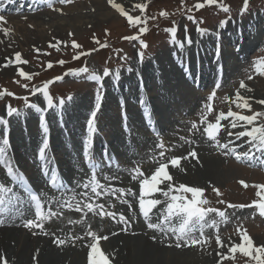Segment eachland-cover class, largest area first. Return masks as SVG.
<instances>
[{
	"label": "bare ground",
	"instance_id": "obj_1",
	"mask_svg": "<svg viewBox=\"0 0 264 264\" xmlns=\"http://www.w3.org/2000/svg\"><path fill=\"white\" fill-rule=\"evenodd\" d=\"M31 1L15 0V3L21 2L23 10L25 11L34 10L35 7L39 9L45 6L43 0ZM134 1L139 3L140 0H115L116 3L121 4L126 9L132 7L133 4H135ZM131 3L133 4L131 5ZM71 4H74V2ZM64 5L67 4H60L59 0L54 3V7L57 9L59 6ZM60 9L63 14H61V12H58L57 14L55 13L56 15L43 13L42 15L45 14V17H41L36 13L37 16L34 17L38 18L37 21L30 20L29 22L32 26L22 25V17H20V15L15 16L14 18H8V16H5L8 24L14 27L12 32L13 36H4L3 33L0 32V40L4 41V43H0V53H10V56L12 55V59L14 60V53L20 52L24 59L27 53H29L35 45L46 44L52 39H58L65 34L67 36L68 33L73 31L75 33L85 31V29L93 27L95 24L111 22L115 19L113 13L117 12L108 4V0H92L86 5ZM5 10H7V7ZM17 11H21L18 5L13 12ZM26 19L31 18L24 17V20ZM6 24L0 25V27H7ZM216 35L219 36L220 34ZM253 35L254 34L250 33L251 38ZM184 37L181 39L184 42V47L181 48L179 45H176L168 51V54L166 53L167 55H161V60L156 57L158 62L155 66L148 63L145 67H141L140 72H138L136 69L138 63L135 62L129 67L132 69L130 72L128 71V73L119 76L122 85V92L120 93L125 95L127 100L134 99L135 101L139 98L138 95L140 93L142 97L151 100V103L148 104H151L153 107L157 106L156 101L161 103V115H159L158 119L159 122H153L154 119L152 117L149 120L147 115V121L145 120V122L149 123V126L156 125L157 130L154 126L155 135L151 132H147V127L146 130L140 127L134 119V112L139 111L138 116L141 115L140 112L146 113L145 109H142L143 106H135L128 102L126 110H122L124 112L120 111L119 103H117V107L114 105L109 106L107 96L112 88L108 85L109 92L107 94L106 85L110 84L109 82L113 83L115 78L113 81H107L103 78V100L96 119V127L98 129L95 134L98 140L97 145L100 146L101 143H103L105 147L107 146L106 149L108 155L120 157V165L117 169L112 168L109 172L103 171L96 173L101 182H107L105 188L115 189L120 183L122 186H126V190L130 189L132 192L136 193L135 188L137 182L135 181L134 186L130 183V179H132L133 175V172H130L132 167L134 168L135 165H139L141 170L149 172L154 166L153 159L168 161V159L171 160L173 157H182L184 156V153L189 154L191 151H195L197 157L193 158L189 156L188 159L180 161L179 167H173L170 165V168L167 169L173 177L170 182L172 185L178 187L180 184H184L190 187H201L203 184L207 185L209 180H212V182L224 181L233 176L232 172L226 169L224 161H228V158L233 157L230 150L231 147L241 144L242 141L235 140V137H227L222 131L218 137L220 142L225 143L227 140L232 139L235 140V144L231 145L229 150L218 149L214 146L213 142L207 138L206 134L202 135L201 131L192 129V123L194 122L201 129L204 126L200 124L201 114L205 111L204 107L199 108L201 102L206 100V97L210 96L213 91L216 92V96H218V94L216 90H212V92L208 94L205 92H203L205 94H202L200 91H196L188 85L189 78H193L194 74H197L200 70L202 87L205 88V86L209 85L213 80L219 79L217 68L219 69L220 67H218V63L220 65H225L226 61L223 57L220 56L217 58L216 55L213 56V54L209 52L211 46L206 39H198L196 36H193L191 37L192 43L189 45L186 40H184ZM233 38H235V36H233ZM247 39L250 40L249 37L244 40L246 41ZM255 40L256 39H252L251 41L254 43ZM231 41L233 42L232 39ZM235 42L240 46V40ZM240 48L243 51L245 49L242 45ZM230 52L234 53L232 50H230ZM242 52L241 55H244ZM195 53L199 54L195 55ZM2 54L0 55V65H3L6 62L1 60ZM165 63L167 64L165 65ZM14 69L15 67L13 68V66L10 65L6 71H13ZM184 78L186 81L183 80ZM258 88L256 91L253 90L252 92L240 89L241 95L251 98L249 101L253 110L250 112L251 115L253 112H257L261 106V104L256 103V101L264 100V84L259 85ZM126 89H128V92ZM143 100L145 102V98H143ZM218 100H220V97H218ZM38 103H41L40 99ZM39 106L44 109L43 117L47 121L49 132H52L50 147L46 154L49 159L50 155L54 154L59 163L58 169L61 171L62 179L66 185H74L75 191L78 192L80 188H84V184H89V181L86 180L85 169L81 164V158L79 157L80 149L84 145V141H82L80 147V141L87 137V133L86 130L81 133L79 130L76 132L75 128L84 125L86 129V121H88L90 113L85 117L82 113H79L78 108L75 106H60L58 108L54 107L50 109H48L46 104L45 106H42L41 104ZM235 111L250 114L247 113V110L237 109ZM150 112H152V110H150ZM121 114L123 117L125 114L129 116V122L127 124L120 121L122 120L120 119ZM216 115L215 112L210 113L208 120L214 123V117ZM38 117L40 118V122L39 120H36ZM5 118L8 120V124L6 126L0 125V129L3 131L4 129L9 130V135L7 136L10 139L11 147L8 151L12 152L18 163L23 166L25 170L32 172L33 166L30 162L33 160V157L31 156V153L36 147L41 146L43 139V137H39L42 136L43 132L41 128V114L32 109L24 115H14L11 117L5 116ZM57 120H62L64 124L62 127L66 128V130L73 135L72 139L68 141L62 134L58 137L54 134V132L65 133L58 126ZM221 123L227 125L229 121L225 120L221 121ZM25 129L26 133L30 132L32 135L33 144L31 146L20 143L21 140H26L25 135H23V130ZM242 130V128H237L232 131L238 132ZM101 131L104 135L100 133ZM0 136H3L1 130ZM181 137L184 139H181ZM185 139L190 141V143L185 142ZM246 139L247 138H245V140ZM62 140H65V143L62 142ZM148 140L155 142L156 146L152 147L148 145V142H146ZM161 141H163L165 146L162 150L165 152L163 157L160 156L161 151L158 150V145ZM247 147L248 145L246 144L243 148L236 147V151L240 152ZM226 151L228 154L225 155L224 153ZM73 153L76 154L77 160L71 159ZM149 157L151 160L147 163ZM241 160L258 163L261 160H264V155L256 152L253 159ZM232 165L234 164L231 163L230 166L232 167ZM124 168L128 170H125ZM220 169L224 172L221 173ZM119 170H125L127 173V184H125V181L120 178ZM105 177H108L109 179H105ZM0 182L4 181L0 179ZM167 183L169 182L166 181L161 183L158 187L163 189V185H166ZM90 188L91 186L85 189L90 190ZM68 193L69 192L65 191L63 198L56 201L54 204L56 210L63 212V217L58 218L60 222L51 225L50 223L47 224L48 226L50 225L51 230L55 231V229L58 228L63 229L65 235H68L69 233H85L88 230V225L92 224V231H102L100 227H104L107 232L105 234H111L113 232V230L107 229L109 218L105 217L104 219H101L100 216L93 215L92 213H89V216H87L82 223L69 224V220H77L83 215L74 210H70L66 205L61 208V204L68 202L66 200ZM90 197H92V199L87 200L93 202V204L103 203L106 210L116 212L117 214L123 213L126 217L130 216L128 215L129 213L127 210L128 205L121 203L116 196L103 194L102 190V198L94 197L92 195ZM131 197L132 196L127 195L122 196L121 199L131 202ZM134 198L136 199L137 197ZM81 200L82 199L80 198L74 200V205L79 202L81 207H83L84 204ZM29 208L30 207L25 200H15V202L10 204L8 210L9 227L0 230V254H4L10 264H88V257L83 256V252L78 251V245H76V247L65 246L57 248L56 245L53 246V238L50 240L43 238L40 242L37 237L33 238L30 233L23 230L20 221L29 217ZM99 219L102 221H93ZM122 226L123 225L119 223L116 225L114 224V227L116 228ZM133 227H135V225H133ZM117 230L118 229H116V231ZM56 234L58 235L59 233ZM32 239L35 242H38L36 247L35 242L32 241ZM6 241L10 244L15 242L16 246L12 244L11 245L15 247H12L10 244L7 245ZM119 243H121V245ZM98 246H100V244ZM102 248V251L109 255L111 264L112 262L113 264H197L193 260L194 258L174 255L171 252L169 253L168 250L166 252L161 246L152 244L148 237L144 236L133 238L121 234L118 237L110 239ZM123 251H127V259L120 262L122 255L121 252ZM37 252L38 255L34 260V254Z\"/></svg>",
	"mask_w": 264,
	"mask_h": 264
},
{
	"label": "snow or ice",
	"instance_id": "obj_2",
	"mask_svg": "<svg viewBox=\"0 0 264 264\" xmlns=\"http://www.w3.org/2000/svg\"><path fill=\"white\" fill-rule=\"evenodd\" d=\"M55 0H47V4L49 8H52L53 11H59L62 13L61 9H57L54 7ZM73 0H59L60 4H71ZM15 3V0H0V13L4 12V6L7 4ZM108 4L115 9L121 16L125 17L127 23L130 27L138 28V32L134 35L125 36L123 39L127 41H139L142 48H147V44L140 40V36L147 32V27L142 26L146 25L149 19H156L155 16H144L143 14L146 12L147 3H135L133 4L134 9H138L141 13L140 16H133L125 8L116 3L115 0H108ZM206 6H216L220 11L224 12L225 14L230 13L231 7L226 5L223 0H197L196 3L192 5V7H187L185 0H181V9H183L182 14L186 16L188 21L197 25L196 31L199 32L201 35H205L207 33V29L199 27L200 24L203 23L202 20H197L196 17L192 14L194 10L199 11L204 9ZM250 7V0H243V4L240 10V14H246L249 11ZM169 13L167 11H161L160 16L164 18L169 17ZM7 21L5 16L0 14V25L6 24ZM175 23V22H174ZM222 24H227L228 20H224L221 22ZM106 34L107 33V30ZM169 32L172 43L178 44L181 48L184 47V42L181 39L177 38V27H171L166 29ZM0 32L3 33L4 36H9L12 34L11 30L6 27H0ZM185 37L187 44H191L192 40L190 36H187V28H185ZM70 35H73L70 33ZM3 40H0V43H3ZM62 42H57V44H50L49 47L56 48L59 51L58 44ZM95 43L99 44L101 47H107L106 44H101V42L97 39ZM72 47L74 49H80L82 46L77 43L76 41H72ZM35 51L39 52V49H35ZM96 51V49H92L89 52H77L74 56V60H79L81 56H88L91 55L92 52ZM46 55H50V53H45ZM141 60L143 59V52L140 54ZM6 62L0 67L7 68L10 65H27L29 63L28 60L22 58V54L20 52L14 53V60L11 58H5ZM57 63L63 66L67 63L64 60L57 61ZM53 67L52 62L47 63V68L51 69ZM254 67L257 75L264 76V58L258 59L254 62ZM132 69L129 68L128 71L130 72ZM82 74H87L88 79L96 82L100 85V88L97 90L96 97H95V109L91 112L90 117L87 121V139L84 141L83 145V155L88 161L91 168L95 169L96 164L93 163V148H94V137L97 133L98 129L96 127V119L97 113L99 112L101 105H102V88H103V78L112 75L110 69H104L101 74H97L95 71H90L89 68L85 65L83 67H79L76 69H69L67 72L63 74V76H79ZM17 75L24 80L31 81L34 76L39 75V73H29L25 71L23 68H19L17 70ZM63 76H57L51 81H46L43 83L41 87H33L30 89L33 95L37 93H42L44 99L47 102V106L49 108L57 107V103L54 102L52 95L49 92V85L54 83L55 81H62ZM117 79H119L120 73L117 71L115 73ZM248 80L254 79L253 75L247 76ZM15 83L19 84V81H14ZM25 89H28V84L22 85ZM220 87L219 84L216 85L218 89ZM240 89H244L248 92H252L253 89L248 87L245 82L242 80L239 84V89L234 94V99H231V103L235 105L237 109L247 110L248 112H252V107L250 104V97H245L241 95ZM5 96H10L19 99L20 97H16L15 93L4 89L0 91V99H3ZM216 96V92L213 91L208 100L214 101ZM27 107L34 109L37 113L41 114V128L43 130V139L41 146L39 147L38 151V158L40 161L44 162V169L43 174L45 176H49V183L51 187H57V180L58 177L55 173H50L48 169V162L49 157L47 156V150L50 147V138H49V128L46 119L43 117L44 109L41 108L38 104L35 103H28V98L23 97ZM68 100H71L72 97H67ZM225 100H229V97H225ZM64 99L61 98L58 102L60 106L64 104ZM261 105H264V100L256 101ZM205 111L202 112L200 117V124L204 125L201 129L198 125L194 122L192 123V129L197 131H201V134L207 135V138L213 142L214 146L220 149L229 150L231 145L235 144V140L242 141L241 144L236 145L235 147H231V154L234 156L236 160L241 159H253L255 157L256 152L261 153L264 155V112H253L252 115H245L241 111H232L231 108L227 112H219L218 115L214 117L215 122H210L208 120V116L210 113L214 111L212 103H206L204 106ZM146 115L148 116L149 120L151 119V113L148 109V106L145 104ZM20 112L18 109L13 108L10 104L6 105V116H19ZM126 115V114H125ZM229 121L227 125L222 124L221 121ZM8 120L5 117H0V125H7ZM242 128V131L234 132L232 130ZM231 129V130H230ZM224 132L227 137H235V140L229 139L225 143H221L218 139L221 132ZM245 138H247L245 140ZM181 139H184L181 137ZM189 142L190 141H186ZM248 145L247 149L242 152L238 153L236 151V147L243 148L244 145ZM11 147L10 139L8 136H0V166H2L5 170L6 176L11 178L12 181H23L25 179L24 174L19 172L17 167L12 164L11 159L9 157V148ZM160 149H164V143L161 141L158 145ZM225 155L228 154L227 151L224 153ZM165 155L164 151L160 152V156L163 157ZM197 157V153L195 151H191L188 156L182 157H173L169 161H156L158 167L150 175H145V173L141 170L139 166L134 167L132 172V179L140 180V191L139 195L137 193L132 192L130 189L125 191L121 188H105L103 184L100 183L99 179H97L96 172L93 171L91 173V179L89 184H84V188H88L91 186V191L95 194V196L99 197L102 195V191H98V189L103 190V194H110L116 196L121 203L127 204L129 208L132 207L131 203L128 200L121 199L124 195H129L133 197H137L139 203V212L142 214L144 221L146 222V226L148 229L153 231H159L161 233L172 232L176 235V248L182 247H191L196 245H210L211 241L204 235V228L211 227L217 229L216 234L214 236L216 244L221 248H225V242L222 240L221 236L219 235V230L215 221L209 222L207 217L210 213H216L222 221H227V215L225 211H220L219 209L213 207H204L205 205H209L210 201L204 199V189L198 187H190L184 184H180L178 187L172 185L170 182L172 181L173 177L167 171L169 165L173 167H179L181 160H186L188 157ZM261 165H264V160L260 161ZM105 179H109L105 177ZM169 182L165 185L167 190L161 189L158 187L161 183ZM240 183L247 188L249 185L244 182L240 181ZM253 187L260 189L257 192V196L261 197L259 201H253V203L244 205V204H231L227 203V208H252L255 207L259 211V215L264 217V184L253 185ZM159 191L164 197L168 198L166 201H161L160 199H150L145 201V196H151L154 192ZM212 191L217 195L221 196L222 193L218 188L213 187ZM175 192H180L181 195L174 194ZM13 193V188L10 186H6L4 183H0V208H3L6 204L11 203V197L8 194ZM118 194V195H117ZM188 194H191L190 197ZM88 200H91L92 197L87 196ZM17 200L20 197H16ZM31 199L35 201L36 205V212L35 217L33 219L26 220L24 222V227L32 231L33 235H37L42 233L45 236L50 235L44 227V221L51 220L52 217H63V212H55L52 211L50 208L47 211V215H45L44 206L41 203V200L38 196L32 195ZM162 203L165 204L164 209H159L158 206ZM219 203L224 204L226 203L223 200H220ZM65 205L70 209L74 210L77 213H81L84 217H87L88 213H92L93 215L100 216L101 219L105 217L111 218L116 223L122 224L125 227L122 228V231L127 232L128 229L131 227V217H126L123 213L117 214L116 212L106 210L105 205L101 204H93L91 202L86 203L81 207V204L78 202L75 205L71 203L65 202V204H61V208L65 207ZM114 207V205H113ZM85 209L87 211H85ZM153 209H157V221L154 223L152 222L151 213ZM82 220H69V224H79L82 223ZM4 221L0 220V226H3ZM178 225V226H174ZM39 229V233L35 231ZM194 231L199 232L198 238H193L192 233ZM236 233L239 236V242L229 244L227 246V253L225 255L223 252L217 253L220 256V260H218L217 264H223L224 260L227 259H235V255L237 252L242 253L245 257L249 258L253 264H264V243L256 244L253 238L248 233L247 229L244 228L242 225L238 226L235 229ZM117 233H113L116 235ZM53 237V243L57 247H63L66 244L71 243L73 246L77 240H83L85 236L89 237L91 241L94 243H90L88 246L90 247V252L88 254V264H111L109 260V255L105 254L100 247L98 246L100 240H107L109 237L99 236L96 232L91 230V225H88V230L85 232L84 235H76V236H67L64 239L55 236L54 233L51 234ZM135 235V233H133ZM155 240V237H153ZM231 240V237H229ZM172 244H169L168 247H172ZM38 252L34 254L33 259H36ZM0 264H10L9 260L6 258L4 254H0Z\"/></svg>",
	"mask_w": 264,
	"mask_h": 264
},
{
	"label": "rangeland",
	"instance_id": "obj_3",
	"mask_svg": "<svg viewBox=\"0 0 264 264\" xmlns=\"http://www.w3.org/2000/svg\"><path fill=\"white\" fill-rule=\"evenodd\" d=\"M91 1L92 0H75V1H73L74 4H67L64 6H59L58 9H60V8L67 9L69 7L86 5V4L90 3ZM134 2L138 3L137 1H134ZM196 2H197V0H185L187 7H192V5ZM201 2H202V0H201ZM223 2L226 5H229L231 7L230 13L225 14L224 12L220 11L216 6H206L204 9H201L199 11H196V10L193 11L192 14L196 17V19L203 21V23L200 24L199 27H202V28H205L208 30L206 33V34H208L207 36L202 37L203 36L202 35L200 37L201 34L196 31L197 25L192 23L191 21H188L186 19V16L182 14L183 9H181V0H142V1L140 0L139 3H147V5H148L146 12L143 15L148 16V17H151V16L156 17V19H149L146 25H142V26H146L148 30L146 33H144L140 36V40L149 39L152 42L151 43V50L153 51V53H147L148 56L143 57L142 60L140 59V56H139L140 53H138L139 50L137 49V48H139L137 46V43H139V41H131L130 42V41L123 39V37H125V36H130V35L136 34L138 32V28L130 27L129 24L127 23L126 18L121 16L118 12L113 13L115 19L111 22H106L104 24H95L93 27H88L87 29H85V31H81L78 33H75L73 31V32H71L73 35H70V33H68L67 36L65 34V35L59 37L58 39L50 40V42H47L46 44L35 45L33 47V49L30 50L31 52L29 51V53H27V55L24 57V59L29 61V63L27 65L13 64L12 65L13 68L15 67V69L13 71H6V69L8 67L4 68V69L2 67L0 68V91L7 89L8 91L15 93L16 97H20L19 99H17L14 97L5 96L3 99H0V113L3 112L4 109H6V105L10 104L13 107V106H20L21 104H24L25 101H24L23 97L28 98V103H29V101L33 102L35 100L34 103L39 104L38 98L40 97L41 100L44 98L42 93H37V94L33 95L31 93L30 89L33 87H41L42 88L44 82L51 81L55 78V77H53L51 79L46 80L45 78L47 76L49 77V76L55 75V74H60L58 76H63V74L65 72H67V71H63V69H64L63 67H66V66L71 67V66L78 65L80 67V66L86 65L90 71H95L97 74L98 73L101 74L103 72V70L106 68L110 69L111 72L114 74L118 71V68L120 66H123V65L126 66V70H127L126 72L128 73L129 67L131 65H133L135 63V61H137L138 65L143 64L142 68L145 67L148 63H151L152 65L155 66L158 62L157 59L161 60V55H163V54L167 55L168 51H170L172 49V47L174 46V43H172V38H171L169 32L166 31V29L174 27V26L178 28V32H177V38L178 39H183L184 35H186L185 28H187V36H190V37L196 36L198 39L203 38V39L207 40L208 44L211 46V49H209V52H212L214 47L215 48L217 47L218 49H220L222 46V48L224 50H227V52H225V53H230V54H233L230 52V50H232V52L235 50V48L232 46L231 39L233 40V42L239 41V40H244L245 38H247V36H250V33H251L254 35L252 36V38L249 37L250 40H252V39H256V40L254 43H253V41L251 43V41L247 39L245 41L246 45H248L250 43H251V45L254 44V46L252 45V46H250V48H254L253 51L258 50L260 52V54H264V37L262 38V35L264 34V0H250L249 11L243 15L240 14V10H241L242 4H243V0H223ZM16 3H18V2H16ZM133 3H131V5ZM125 10L128 11L133 16H140L141 15L140 11L138 9H134L133 6L128 8V9L125 8ZM161 11H167L170 14L169 17L164 18V17L160 16ZM58 12L59 11L49 10V11H45V12H41V13H37V14L40 15L41 17H45V14H47V13H49L51 15H56ZM43 13H45V14L42 15ZM37 14L24 16L25 18L26 17L31 18V19H26V20H24V17L20 16V17H22V19H21L22 23L21 24L27 25V26H32V24L29 22H30V20L37 21L38 18L34 17V16H37ZM10 17L14 18L15 16H9V18ZM218 20H220L221 22L224 20H228V23L227 24H222L221 22L217 23ZM256 23H259V24H256ZM6 25H7L6 28L10 29L11 32H13L14 27L9 25L8 22ZM255 27H256V29L254 30ZM105 30H107L108 34H106ZM216 34H220V35L217 36ZM214 35H216V36H214ZM9 36H13V35L11 34ZM146 36L148 38H144ZM233 36H235V38H233ZM97 39L101 42V44H106L107 47H101L99 44L95 43V41ZM73 40L76 41L77 43H79L82 46V48L74 49L72 47V41ZM57 42H62V43L58 44V47L60 49L59 51H57L56 48L49 47L50 44H57ZM157 42L159 43L158 46L155 45ZM127 43H129V45H127ZM176 45H178V44H176ZM231 46L234 48V50H233V48H231ZM169 47H171V49H169ZM35 49H39L40 51L37 52V51H35ZM92 49H96V51L92 52L91 55L81 56V58L79 60L73 59V56L77 52H89ZM119 49H121L122 53H115L114 52V51H117ZM45 53H50V55H46ZM128 53H130V55H128ZM1 54L2 53H0V55ZM115 54H117V55H115ZM149 54H150V56H149ZM197 54H199V53H195V55H197ZM127 56H129L131 58L130 59L128 58L127 64H126L124 61H125ZM213 56H214V54H213ZM6 57L7 58L11 57V59H12V55L10 56V53H8V54H2L1 60L6 61L5 60ZM156 57H157V59H156ZM85 58H86V60H85ZM225 58H226V56H225ZM60 60H64L67 63H65L63 66H61L57 63V61H60ZM49 61L53 63V67L51 69L47 68V63ZM227 62H228V60H227ZM229 62H230V65L228 67L229 68L228 70H229L230 74H228L227 81L229 78L233 81V80H236L238 77L242 78L243 76L246 77V79H247L248 75H253L254 79H252V80L247 79L245 81V84L248 87H250L256 91L257 88L259 87V85L264 84V76L257 75L256 71L245 76L244 75L245 70L242 66L238 65V67H237L235 65L236 63L233 64L234 63L233 60H230ZM166 64L167 63H165V65ZM138 65H136V69L138 72H140L141 68L139 67L140 68L139 69ZM225 65H226V63H225ZM218 67H220L219 63H218ZM19 68H23L25 71H27L29 73H39V75L34 76L31 81L24 80L23 78H21L17 75V70ZM217 72H218L219 78L221 76H224V73L221 75L220 68L219 69L217 68ZM122 74H124V73H120V75H122ZM112 75H110L108 77H104V79L108 78V80L111 78L110 79L111 81H113L115 78V81L113 83L109 82L110 84L106 85L107 94L109 92L108 85H110L112 88L109 95L107 96V101L109 103V106L114 105L117 107V103H119V98L124 100L125 95L120 93V92H122V85H121L120 80L117 79L115 75L114 76H112ZM17 80L19 81V84L14 82ZM185 81H186V79H185ZM24 84H28V86H29L28 89H25L22 86ZM91 84H92V80L88 79L87 74H82L79 76L68 75V76H63L62 81H55L54 83L50 84L49 90L52 91V94L57 93L56 96L52 95L54 102L58 103L59 100L61 98H63L65 101L64 104L69 105V107H72V106L77 107L79 113H82V115L87 117V115L89 114L90 103L91 104L93 103V101H91L92 96H94V94H95V91L90 86ZM189 84H190V80H189ZM231 84H232V82L229 81L226 84V86L222 87V89L218 92V97H220L219 101L222 104L227 105L225 108H227V109L231 108L232 111H235V110H237V108H234L235 107L234 104L231 103V99H234V97L231 94V90L229 88L231 86ZM126 91L128 92V89H126ZM200 92L202 94H205V93H203L204 91H200ZM69 96L72 97L71 100L67 99V97H69ZM138 96H139V98L136 99L135 101H137L139 104H142L144 109H145V104H146L148 106V109L152 110V112H150V113H151V117L154 119L153 122H155V123L159 122L158 119H159V115H161V103L159 101H156L157 106L153 107L151 104H148V103H151V100L149 98L142 97V95L140 93ZM36 97H37V99H36ZM225 97H229L230 99L225 100L224 99ZM12 98H14L15 101L11 100ZM143 98H145V102H144ZM125 99L127 100L126 97H125ZM127 101L129 103L133 104V100H127ZM70 105H72V106H70ZM94 105H95V103H94ZM119 107H120V105H119ZM138 112L139 111L134 112V119L136 120V122L138 123V125L140 127H142V128L147 127V124L145 126V123H146L145 120L147 121L146 114H144L143 112H140L141 115L138 116L139 115ZM257 112H264V105H261ZM247 113H250V112H247ZM245 115H251V113L245 114ZM120 117H121L120 119H123L122 114L120 115ZM19 122H20V119H19ZM39 122H40V118H39ZM39 122H38V124H39ZM57 124L63 130V132H65V133L54 132V134L57 137L62 134L68 141L73 138V135L70 132H68L66 130V128L62 127L64 125L62 120H57ZM78 130L81 133L82 131L85 130V126L82 125L79 128L76 127L75 131L77 132ZM100 133L103 134L102 131ZM23 135H25L26 140L25 139L21 140L20 143H23L27 146H31L33 144V142H32V135L30 134V132L26 133V129H25V130H23ZM85 139L80 141V147H81L82 141H85ZM62 142L65 143V140H62ZM146 142H148V145H150L152 147L156 146V143L151 141V140H148ZM109 145H110V143H109ZM82 148H83V146L80 149L81 151H82ZM218 149H220V148H218ZM187 154L188 153H184V156H187ZM71 159L77 160V156L75 153H73V155L71 156ZM150 160H151V158L149 157L147 159V163H149ZM233 160L234 159L232 157V158H228L229 162L224 161L226 169L228 171L232 172L233 176L231 178H229L228 180L215 181V182L214 181L212 182V180H209V182H207V185L203 184V186L198 187V188L205 190L203 198L210 201V204L205 205V207L220 206V205H222L221 203H219L220 200L225 201L226 204L231 203V204H237V205H239V204L248 205V204L253 203V201H259L261 199V197L257 196V192L260 191V189L253 187V185L264 184V174L262 172H259V170L251 167L250 165L241 164V163H238L236 161H234L235 163H233ZM231 163L234 164V165H232V167L230 166ZM132 168H131L130 172H132ZM125 170H128V169H125ZM125 170H119V175H120V178L125 181V184H127V179H126L127 173L125 172ZM220 171H221V173L224 172L221 169H220ZM32 172H33V169H32ZM147 173H149V172H147ZM113 179H115V178H113ZM240 181L246 182L249 186L247 188H245L240 183ZM125 187H126L125 185L122 186L120 183L117 186V188H121V189H124L125 191H127ZM163 187H164L163 188L164 190L167 189L165 187V185H163ZM213 187L218 188L220 190V192L222 193V195L217 196L212 191ZM124 196H127V195H124ZM131 198H132V201L136 200L133 196ZM20 199L24 200V198H20ZM227 210L229 213H233L235 211H238L239 214L242 211H247V213L243 215L246 217H244V218L241 217L244 220L243 223H241V224H230V226H228L226 224H222V227H221L222 231L219 232V235L228 237V239L226 240L227 246L229 244L239 242V236L236 233L235 229L240 225H242L243 227L246 226L249 228V230H247V231L250 234V236L253 238V240L255 241L256 244L264 243V219H261L259 217L258 209H256L255 207H252V208H243V209H239V208L233 209L232 208V209H227ZM250 210H252V214L250 213ZM155 212H154V214H155ZM129 217L132 218V216H129ZM210 220L214 221L213 218H211ZM248 221H251L252 223L250 224ZM114 224L116 225L117 223L114 221ZM131 227H133V224H131ZM113 231H116V229H114ZM198 237H199V232L196 231V233L194 234V238H198ZM229 237H231V240H229ZM37 239L40 242L43 240V238L40 236H38ZM211 240L212 241L215 240L213 236H211ZM32 241H34V240L32 239ZM6 243H7V245L10 244L8 241H6ZM11 244L15 245L16 243L12 242ZM119 244L121 245V243H119ZM37 245H38V242H35V247ZM161 245H163V244H161ZM15 246H12V247H15ZM161 248H163V247L161 246ZM163 249H165V248H163ZM167 250L169 253L171 252L174 255L194 258L193 260L197 264H217L218 260L220 259V256H218L216 254V252L218 251L217 248L215 250V253L213 251H211V252L209 251L208 253L211 256L205 257V258L203 256H198L197 254H192V252H193L192 250L175 252V251H173L174 249H169V248L165 249L166 252H167ZM219 250H221V252L225 253V255H228L227 250H226V246L223 249L219 248ZM121 253H122V255H121L120 262H123L127 259V251H125V252L123 251ZM199 254H201V253L199 252ZM234 255H235V259H229L232 261V263H230V261L228 260V261H224L223 264H245V262H247L248 264H253V262L250 261L249 258L245 257L242 253L237 252ZM112 264H113V262H112Z\"/></svg>",
	"mask_w": 264,
	"mask_h": 264
},
{
	"label": "trees",
	"instance_id": "obj_4",
	"mask_svg": "<svg viewBox=\"0 0 264 264\" xmlns=\"http://www.w3.org/2000/svg\"><path fill=\"white\" fill-rule=\"evenodd\" d=\"M68 69V68H67ZM66 70V69H65Z\"/></svg>",
	"mask_w": 264,
	"mask_h": 264
}]
</instances>
